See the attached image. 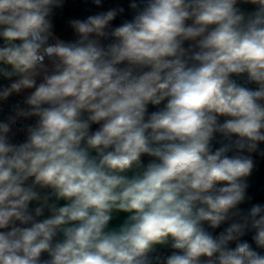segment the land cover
<instances>
[{"label": "clouds", "instance_id": "1", "mask_svg": "<svg viewBox=\"0 0 264 264\" xmlns=\"http://www.w3.org/2000/svg\"><path fill=\"white\" fill-rule=\"evenodd\" d=\"M66 2L0 0V264H264V0Z\"/></svg>", "mask_w": 264, "mask_h": 264}, {"label": "trees", "instance_id": "2", "mask_svg": "<svg viewBox=\"0 0 264 264\" xmlns=\"http://www.w3.org/2000/svg\"><path fill=\"white\" fill-rule=\"evenodd\" d=\"M132 2V0H105L104 8H113V7H123L125 9V13L118 17L117 20L114 22L115 24H120L123 20H131L135 10H132L129 8V4ZM246 11L253 10L252 5H241ZM98 9H96L92 3L91 0H67L66 6L62 13L58 12L55 18V31L56 33L60 32L64 28V21L66 18L71 17H84L90 12H95ZM189 23H191L189 21ZM237 79L238 83L245 84V86L255 88V84H247L246 83V77H234ZM163 107V104L158 106ZM157 107L149 105V112L156 111ZM224 118L221 117V120ZM98 127L97 125H93V130ZM219 146L218 144L216 145ZM262 149H264V144L261 146ZM255 160H256V168L253 171V174L248 178L249 182V189L248 194L252 197L251 203H264V157H261L257 154H254ZM150 158L145 156L143 157V160L145 163L148 162ZM242 208L249 207L248 203H245L241 205ZM173 251H176L171 248L170 244L165 246H158L157 251L152 253L151 256L153 257V264H156V261L154 257L159 256L161 259L166 258L167 256L171 255Z\"/></svg>", "mask_w": 264, "mask_h": 264}, {"label": "crops", "instance_id": "3", "mask_svg": "<svg viewBox=\"0 0 264 264\" xmlns=\"http://www.w3.org/2000/svg\"><path fill=\"white\" fill-rule=\"evenodd\" d=\"M68 19L69 18H66L65 21H64L63 30L57 33L61 38L65 39V40L74 39V34L71 31V29L68 27V25H67V20ZM3 81L4 80L0 79V82H3ZM23 94H26V93H22L21 95H23ZM59 203L62 205L64 203V201H59ZM47 215H48V212L46 211L45 212V216H47ZM126 218H127V214L126 213H123V212L114 213V217H113V220L109 224V228L110 229L119 228L125 222Z\"/></svg>", "mask_w": 264, "mask_h": 264}, {"label": "built area", "instance_id": "4", "mask_svg": "<svg viewBox=\"0 0 264 264\" xmlns=\"http://www.w3.org/2000/svg\"><path fill=\"white\" fill-rule=\"evenodd\" d=\"M7 81H3L0 82V84L6 83ZM23 95H14L11 98H9V100L4 103V104H0V119H3L5 116H7L10 112L11 106L13 104H16L18 102H21L23 99ZM27 123H31V121H26V122H21V124L17 125V135L14 137L15 142H22L25 139V133L24 131H21L19 129H21L22 125H26Z\"/></svg>", "mask_w": 264, "mask_h": 264}, {"label": "rangeland", "instance_id": "5", "mask_svg": "<svg viewBox=\"0 0 264 264\" xmlns=\"http://www.w3.org/2000/svg\"><path fill=\"white\" fill-rule=\"evenodd\" d=\"M261 146H262V144H261Z\"/></svg>", "mask_w": 264, "mask_h": 264}]
</instances>
